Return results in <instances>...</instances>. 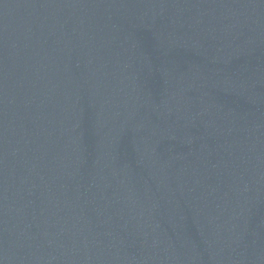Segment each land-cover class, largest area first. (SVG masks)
<instances>
[{
    "label": "water",
    "instance_id": "1",
    "mask_svg": "<svg viewBox=\"0 0 264 264\" xmlns=\"http://www.w3.org/2000/svg\"><path fill=\"white\" fill-rule=\"evenodd\" d=\"M0 264H264V0H0Z\"/></svg>",
    "mask_w": 264,
    "mask_h": 264
}]
</instances>
